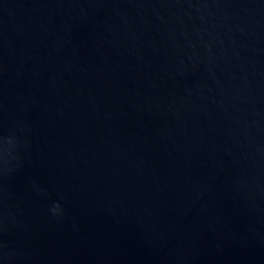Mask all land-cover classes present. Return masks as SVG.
<instances>
[{"label":"water","instance_id":"1","mask_svg":"<svg viewBox=\"0 0 264 264\" xmlns=\"http://www.w3.org/2000/svg\"><path fill=\"white\" fill-rule=\"evenodd\" d=\"M0 264H264V0H0Z\"/></svg>","mask_w":264,"mask_h":264},{"label":"clouds","instance_id":"2","mask_svg":"<svg viewBox=\"0 0 264 264\" xmlns=\"http://www.w3.org/2000/svg\"><path fill=\"white\" fill-rule=\"evenodd\" d=\"M52 211L53 212H59L60 211V205L59 204L54 205Z\"/></svg>","mask_w":264,"mask_h":264}]
</instances>
